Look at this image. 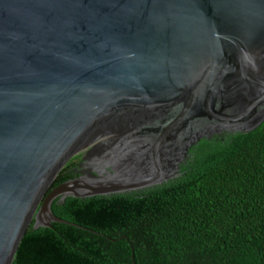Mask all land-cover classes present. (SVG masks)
Segmentation results:
<instances>
[{
  "label": "water",
  "instance_id": "1",
  "mask_svg": "<svg viewBox=\"0 0 264 264\" xmlns=\"http://www.w3.org/2000/svg\"><path fill=\"white\" fill-rule=\"evenodd\" d=\"M263 121L264 0H0V264Z\"/></svg>",
  "mask_w": 264,
  "mask_h": 264
},
{
  "label": "trees",
  "instance_id": "2",
  "mask_svg": "<svg viewBox=\"0 0 264 264\" xmlns=\"http://www.w3.org/2000/svg\"><path fill=\"white\" fill-rule=\"evenodd\" d=\"M11 264H264V121L162 185L67 198Z\"/></svg>",
  "mask_w": 264,
  "mask_h": 264
}]
</instances>
